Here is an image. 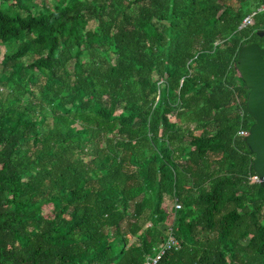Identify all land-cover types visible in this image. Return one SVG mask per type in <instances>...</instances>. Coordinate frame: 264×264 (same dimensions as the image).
<instances>
[{
	"label": "trees",
	"instance_id": "1",
	"mask_svg": "<svg viewBox=\"0 0 264 264\" xmlns=\"http://www.w3.org/2000/svg\"><path fill=\"white\" fill-rule=\"evenodd\" d=\"M262 4L0 0V264H141L167 196L179 247L157 264H264L236 71Z\"/></svg>",
	"mask_w": 264,
	"mask_h": 264
},
{
	"label": "water",
	"instance_id": "2",
	"mask_svg": "<svg viewBox=\"0 0 264 264\" xmlns=\"http://www.w3.org/2000/svg\"><path fill=\"white\" fill-rule=\"evenodd\" d=\"M256 35L264 38V31ZM236 71L249 89L247 112L255 120L245 137V143L254 154L253 169L264 189V47L256 43L244 45L238 52Z\"/></svg>",
	"mask_w": 264,
	"mask_h": 264
},
{
	"label": "built area",
	"instance_id": "3",
	"mask_svg": "<svg viewBox=\"0 0 264 264\" xmlns=\"http://www.w3.org/2000/svg\"><path fill=\"white\" fill-rule=\"evenodd\" d=\"M262 10H264V4H262L258 9H256L255 11H253L252 13L247 15L242 20L241 28L247 27V26H252L254 24L255 15L258 12H261ZM237 134H238V136L246 137L248 135V132H246L244 130H240V131H238ZM250 181L260 183V179H259L258 175H256V174L250 178ZM171 199H172L171 205H170V208L167 211V213H169L173 219V214L176 211L180 210L181 205L176 199H174V198H171ZM171 226H172V222H171V225H166L163 228H162V225L160 226V228L162 229V231L164 233V240L156 249H153L150 254H148L144 257L141 264H157V262L160 260L161 256L164 255V253H166L167 251H170V250H175L179 247L178 241L173 236Z\"/></svg>",
	"mask_w": 264,
	"mask_h": 264
},
{
	"label": "rangeland",
	"instance_id": "4",
	"mask_svg": "<svg viewBox=\"0 0 264 264\" xmlns=\"http://www.w3.org/2000/svg\"><path fill=\"white\" fill-rule=\"evenodd\" d=\"M43 1L44 0H35V3L37 4V5H42L43 4ZM48 4H49V2H50V0H45ZM87 29H89V30H92V31H94V32H97V30H98V26H97V23L95 22V21H91V22H89L88 23V25H87ZM8 49V47L7 46H5L4 44H0V62H1V60H2V58H3V56H4V53H5V51ZM32 60V58H29V57H25L24 59H23V61L25 62V63H28V62H30ZM172 121H174V119L173 118H171L170 119V122H172ZM171 198L170 197H165L164 198V200H163V208H164V210L167 212L168 210H169V208H170V205H171ZM43 215L44 216H48L51 212H50V208L49 207H44V210H43ZM171 222H172V216H170V218L168 219V221L166 222V223H164V224H162V228L163 227H165L166 225H171Z\"/></svg>",
	"mask_w": 264,
	"mask_h": 264
}]
</instances>
